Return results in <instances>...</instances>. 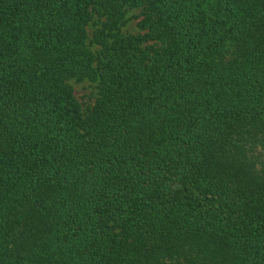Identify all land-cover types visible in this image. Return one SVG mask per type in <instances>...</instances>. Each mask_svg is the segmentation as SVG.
Masks as SVG:
<instances>
[{
	"label": "trees",
	"instance_id": "1",
	"mask_svg": "<svg viewBox=\"0 0 264 264\" xmlns=\"http://www.w3.org/2000/svg\"><path fill=\"white\" fill-rule=\"evenodd\" d=\"M0 264H264V0H0Z\"/></svg>",
	"mask_w": 264,
	"mask_h": 264
},
{
	"label": "rangeland",
	"instance_id": "2",
	"mask_svg": "<svg viewBox=\"0 0 264 264\" xmlns=\"http://www.w3.org/2000/svg\"><path fill=\"white\" fill-rule=\"evenodd\" d=\"M142 17L143 15L140 7L129 8L126 13V22L122 26V31L129 33L142 31L140 28V21ZM94 26V22H91L88 26V31L91 32ZM96 48V45L92 46V49ZM69 82L72 85L75 97L83 107L91 103L96 98L98 91L97 81H92L86 78L82 80L71 79Z\"/></svg>",
	"mask_w": 264,
	"mask_h": 264
}]
</instances>
